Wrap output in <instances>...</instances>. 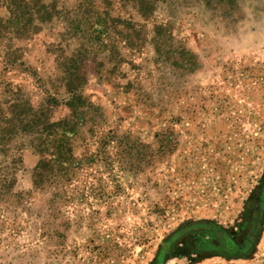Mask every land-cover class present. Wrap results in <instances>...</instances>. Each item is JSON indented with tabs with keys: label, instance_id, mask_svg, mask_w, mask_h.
Returning a JSON list of instances; mask_svg holds the SVG:
<instances>
[{
	"label": "rangeland",
	"instance_id": "1",
	"mask_svg": "<svg viewBox=\"0 0 264 264\" xmlns=\"http://www.w3.org/2000/svg\"><path fill=\"white\" fill-rule=\"evenodd\" d=\"M69 80L98 114L57 196L9 134L0 264H264V216L238 263L190 230L237 242L264 205V0H0L4 102L20 90L57 121Z\"/></svg>",
	"mask_w": 264,
	"mask_h": 264
},
{
	"label": "trees",
	"instance_id": "2",
	"mask_svg": "<svg viewBox=\"0 0 264 264\" xmlns=\"http://www.w3.org/2000/svg\"><path fill=\"white\" fill-rule=\"evenodd\" d=\"M181 54L191 53L182 49ZM65 87L68 98L64 105L69 111V116L57 121H52L50 115L47 111L45 113L42 107L35 108L31 103L23 102L20 90L11 100L5 102L4 97L6 99V96L0 95V153H8L5 149H9L11 145L9 134L27 137L29 147L38 156L32 173V182L35 188L38 185L46 190L50 189V194L53 196L58 188L62 187L60 184L70 179V171L77 162L73 155L75 139L86 123L90 122L91 116L97 115L99 111L97 106L82 95L79 84L69 80ZM50 99L54 104L58 103L54 98ZM29 113L31 115H28ZM9 155L12 157L11 164L21 163L17 152ZM253 207L256 208V206ZM263 216L264 205L261 204L253 212L246 225V231L237 236V242L227 237L224 239L225 244L222 243L221 236L224 232L212 225L200 224L190 230L208 231L221 242L218 247L208 245L207 248H202V252L220 254L228 260L239 259L251 254L260 234ZM185 232L187 231L185 230L184 234ZM227 250L230 251L226 252Z\"/></svg>",
	"mask_w": 264,
	"mask_h": 264
},
{
	"label": "crops",
	"instance_id": "3",
	"mask_svg": "<svg viewBox=\"0 0 264 264\" xmlns=\"http://www.w3.org/2000/svg\"><path fill=\"white\" fill-rule=\"evenodd\" d=\"M240 260H242V259H233V260H231L233 263H238V261H240Z\"/></svg>",
	"mask_w": 264,
	"mask_h": 264
},
{
	"label": "water",
	"instance_id": "4",
	"mask_svg": "<svg viewBox=\"0 0 264 264\" xmlns=\"http://www.w3.org/2000/svg\"><path fill=\"white\" fill-rule=\"evenodd\" d=\"M163 257V256H162Z\"/></svg>",
	"mask_w": 264,
	"mask_h": 264
}]
</instances>
